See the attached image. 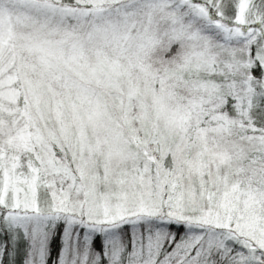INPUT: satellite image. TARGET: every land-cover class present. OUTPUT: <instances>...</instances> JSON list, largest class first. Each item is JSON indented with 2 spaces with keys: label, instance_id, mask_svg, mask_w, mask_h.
<instances>
[{
  "label": "snow or ice",
  "instance_id": "snow-or-ice-1",
  "mask_svg": "<svg viewBox=\"0 0 264 264\" xmlns=\"http://www.w3.org/2000/svg\"><path fill=\"white\" fill-rule=\"evenodd\" d=\"M0 264H264V0H0Z\"/></svg>",
  "mask_w": 264,
  "mask_h": 264
}]
</instances>
